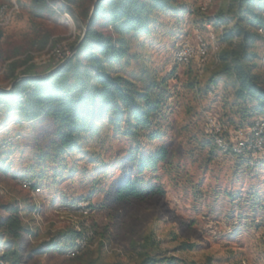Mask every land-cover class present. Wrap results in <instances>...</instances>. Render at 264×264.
Listing matches in <instances>:
<instances>
[{
    "label": "rangeland",
    "instance_id": "rangeland-1",
    "mask_svg": "<svg viewBox=\"0 0 264 264\" xmlns=\"http://www.w3.org/2000/svg\"><path fill=\"white\" fill-rule=\"evenodd\" d=\"M232 1L171 0L147 32L128 36L130 60L121 71L163 98L155 121L138 136L104 119L80 148L56 157L47 149L51 125L0 112V204L18 205L30 230L17 240L0 230V255L8 241L20 264H140L145 256L164 258L157 264H264V146L223 151L209 126L215 121L233 146L237 130L264 119L253 102L236 97V82L219 59L227 48L222 33L234 23L223 17ZM13 3L0 28L1 47L20 50L19 58L31 55L37 71L60 62L48 54L55 45L70 48L81 23L56 4L43 21L52 44L31 49L33 25L42 21L30 17L32 0H0L8 9ZM259 34L249 52L264 86V30ZM199 39L208 45L207 59L177 63L178 46L196 49ZM7 85L0 68V87ZM153 132L158 136L150 139ZM157 149L165 158L139 172L137 158ZM127 180L140 195L119 199L116 190ZM36 181L37 188L24 187ZM71 230L86 237L75 256L66 248Z\"/></svg>",
    "mask_w": 264,
    "mask_h": 264
},
{
    "label": "trees",
    "instance_id": "trees-1",
    "mask_svg": "<svg viewBox=\"0 0 264 264\" xmlns=\"http://www.w3.org/2000/svg\"><path fill=\"white\" fill-rule=\"evenodd\" d=\"M60 2L81 23V33L70 46L73 54L59 66L57 61L37 71L31 55L19 58L20 50L6 52L0 45V68H4L8 80L7 86L0 87V112L51 125L47 149L56 157L80 148L104 119L115 127L124 125V134L130 137L149 129L162 108L163 98L152 89L153 85L139 88L121 67L130 60L128 36L147 32L155 23L156 14L172 8L171 0H32L30 17L42 22H34L29 48L50 47L51 34L43 21L54 15V7ZM230 6L223 17L233 16L234 23L222 33L227 48L220 51L219 59L236 82V97L249 100L256 109L264 111V86L252 72L254 55L249 52L260 35L259 29L264 30V0H233ZM157 136L156 132L149 134L150 139ZM165 156L164 149H157L147 158H137L138 171L153 168ZM30 185L37 188V181ZM116 195L119 199H129L138 197L140 191L134 181L127 180L117 188ZM0 208L4 213L0 214L3 234L17 240L24 232L30 233L18 205L0 204ZM83 233L69 231L66 248H73L76 238ZM10 244L6 241L7 249L1 253L0 261L20 264L19 251ZM161 261L164 258L145 256L140 264Z\"/></svg>",
    "mask_w": 264,
    "mask_h": 264
},
{
    "label": "built area",
    "instance_id": "built-area-1",
    "mask_svg": "<svg viewBox=\"0 0 264 264\" xmlns=\"http://www.w3.org/2000/svg\"><path fill=\"white\" fill-rule=\"evenodd\" d=\"M16 8L17 5L15 3L11 4L9 9L6 6H0V27L7 23L9 15L14 12ZM259 31L261 32L262 29H259ZM72 54L73 50L70 48L66 49L60 47V45H55L48 56L51 55L56 57V59L63 60L69 58ZM208 56V45L205 41L199 39L196 49L188 44H181L178 46L175 52V61L179 64H187L194 58L205 60ZM209 126L215 144L223 151L230 150L235 154L241 153V151L259 152L264 146V119L262 118H256L245 129L237 130L234 135L233 146H229V144L222 138L220 127L215 121L209 120ZM24 187H31V185L30 183H25ZM85 245L86 237L84 235L76 238L74 247L68 249V254L75 256L85 247ZM0 264L5 263L0 261Z\"/></svg>",
    "mask_w": 264,
    "mask_h": 264
},
{
    "label": "water",
    "instance_id": "water-1",
    "mask_svg": "<svg viewBox=\"0 0 264 264\" xmlns=\"http://www.w3.org/2000/svg\"><path fill=\"white\" fill-rule=\"evenodd\" d=\"M84 31H85V29H84ZM83 35H84V32H83ZM76 47H77V45H76ZM76 47H75V48H76ZM67 59H68V58H65V59L61 60V61L59 62V64H58V66L61 65L63 62H65ZM58 66H56L55 68L49 70V71L46 72L44 75H48V74H50V73H51L52 71H54Z\"/></svg>",
    "mask_w": 264,
    "mask_h": 264
}]
</instances>
